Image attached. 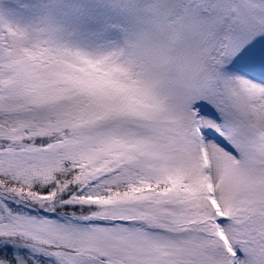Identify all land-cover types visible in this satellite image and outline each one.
I'll list each match as a JSON object with an SVG mask.
<instances>
[{
  "label": "snow or ice",
  "instance_id": "snow-or-ice-1",
  "mask_svg": "<svg viewBox=\"0 0 264 264\" xmlns=\"http://www.w3.org/2000/svg\"><path fill=\"white\" fill-rule=\"evenodd\" d=\"M0 264H264V0H0Z\"/></svg>",
  "mask_w": 264,
  "mask_h": 264
}]
</instances>
